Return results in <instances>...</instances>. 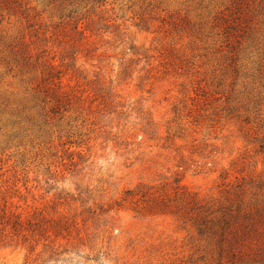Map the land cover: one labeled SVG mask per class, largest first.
<instances>
[{"label":"rangeland","instance_id":"374dc122","mask_svg":"<svg viewBox=\"0 0 264 264\" xmlns=\"http://www.w3.org/2000/svg\"><path fill=\"white\" fill-rule=\"evenodd\" d=\"M17 1L0 17V214L22 225L0 224V264H42L54 236L68 251L48 264H218L174 190L217 198L224 171L264 176V0ZM78 19L89 53L65 33ZM52 57L81 100L44 117ZM98 80L117 106L94 100Z\"/></svg>","mask_w":264,"mask_h":264},{"label":"trees","instance_id":"16d2710c","mask_svg":"<svg viewBox=\"0 0 264 264\" xmlns=\"http://www.w3.org/2000/svg\"><path fill=\"white\" fill-rule=\"evenodd\" d=\"M100 1L97 0V2ZM17 2V0H0V17L3 16L4 11H7L8 14L11 12L17 13L19 11L18 7H21L16 5ZM73 11L69 15H72ZM2 19H0V23ZM79 23L78 19L70 31L65 30V33L71 43V49L75 50L74 53L80 51L82 47V50L89 53L91 51L89 48L93 44L91 37L94 28L91 24L79 26ZM88 32L91 34L87 35ZM17 52L28 53L24 43L20 44ZM54 59L52 57L43 62L42 84L38 86V90L42 93V115L44 117H54L58 114L69 112L75 107L76 110L81 100V96H79L76 89L73 87L65 89L62 71L59 69V65L54 63ZM63 59L65 58H62V61ZM261 75L263 76L262 86L264 87V69L261 71ZM91 93L94 100L102 98V103L105 101L106 106L108 104L113 105L116 100L112 87L104 86V83L99 80L92 87ZM263 100L264 98L261 95H257L254 102L255 108ZM244 120L246 123H250L248 118ZM144 133L154 135L156 131L151 129V126H148V131H144ZM250 134L251 132L249 131L244 136L249 137ZM70 137H73V134L68 136L69 140L64 141L63 145H67L68 149L72 145L81 146L82 141L70 140ZM255 140L259 141L257 152L264 154V140L258 138H255ZM229 176L230 173L228 171H224L221 174L220 177L223 180L220 190L221 196L217 198L202 197L198 192L187 190L184 187H176L174 193L177 202L174 207L180 211L182 217H184L183 214L187 209L188 212L193 213V223L196 225L200 235L208 233L214 236L218 264H264V176L263 174H258L245 179L243 175L240 177L235 175L236 182L229 181ZM248 193L250 198L246 199ZM158 206L164 207L168 206V204L163 201ZM1 211V225H11L15 230L17 226L22 225L21 213H9L5 208H2ZM60 234L57 233V235ZM42 237L47 240L50 236ZM54 237L55 239L48 244H44L42 264L56 261V256L68 251L66 249L59 250L63 246L59 239H67L68 237ZM1 241L3 240L0 239Z\"/></svg>","mask_w":264,"mask_h":264}]
</instances>
